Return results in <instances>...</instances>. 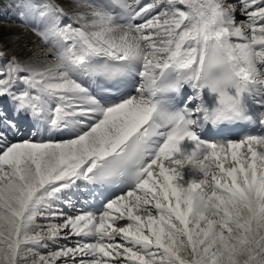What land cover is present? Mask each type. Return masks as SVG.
I'll use <instances>...</instances> for the list:
<instances>
[{"label":"snow or ice","instance_id":"obj_1","mask_svg":"<svg viewBox=\"0 0 264 264\" xmlns=\"http://www.w3.org/2000/svg\"><path fill=\"white\" fill-rule=\"evenodd\" d=\"M15 4L0 264H264V0ZM82 184L112 195L70 215Z\"/></svg>","mask_w":264,"mask_h":264},{"label":"bare ground","instance_id":"obj_2","mask_svg":"<svg viewBox=\"0 0 264 264\" xmlns=\"http://www.w3.org/2000/svg\"><path fill=\"white\" fill-rule=\"evenodd\" d=\"M25 33H27L31 37L30 33H28L18 24L6 25L5 23H0V34H2L5 37H8L11 35V36H20L21 38H27ZM41 223H43V221H41Z\"/></svg>","mask_w":264,"mask_h":264},{"label":"rangeland","instance_id":"obj_3","mask_svg":"<svg viewBox=\"0 0 264 264\" xmlns=\"http://www.w3.org/2000/svg\"><path fill=\"white\" fill-rule=\"evenodd\" d=\"M3 3L4 4V0H0V4ZM1 23V22H0ZM6 25H9V24H6ZM3 26V25H1ZM26 37L30 40V39H33L32 37H30L27 33H25Z\"/></svg>","mask_w":264,"mask_h":264}]
</instances>
